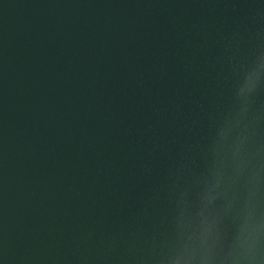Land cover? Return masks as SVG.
Instances as JSON below:
<instances>
[{
    "label": "water",
    "instance_id": "95a60500",
    "mask_svg": "<svg viewBox=\"0 0 264 264\" xmlns=\"http://www.w3.org/2000/svg\"><path fill=\"white\" fill-rule=\"evenodd\" d=\"M256 224L264 0H0V264H231Z\"/></svg>",
    "mask_w": 264,
    "mask_h": 264
},
{
    "label": "clouds",
    "instance_id": "9594fccd",
    "mask_svg": "<svg viewBox=\"0 0 264 264\" xmlns=\"http://www.w3.org/2000/svg\"><path fill=\"white\" fill-rule=\"evenodd\" d=\"M264 233V224L248 225L242 231L236 242V255L231 264H255V251L259 236ZM197 254L199 259H196ZM170 264H212L202 237L199 249L185 246L172 258Z\"/></svg>",
    "mask_w": 264,
    "mask_h": 264
}]
</instances>
